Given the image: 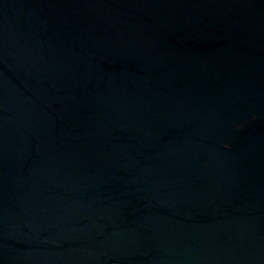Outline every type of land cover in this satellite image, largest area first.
<instances>
[{
  "label": "water",
  "instance_id": "obj_1",
  "mask_svg": "<svg viewBox=\"0 0 264 264\" xmlns=\"http://www.w3.org/2000/svg\"><path fill=\"white\" fill-rule=\"evenodd\" d=\"M0 264H264V0H0Z\"/></svg>",
  "mask_w": 264,
  "mask_h": 264
}]
</instances>
